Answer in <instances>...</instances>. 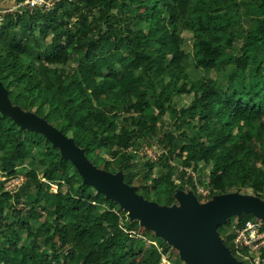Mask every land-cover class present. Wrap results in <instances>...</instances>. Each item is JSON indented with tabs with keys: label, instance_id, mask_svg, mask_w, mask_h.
I'll return each instance as SVG.
<instances>
[{
	"label": "trees",
	"instance_id": "trees-1",
	"mask_svg": "<svg viewBox=\"0 0 264 264\" xmlns=\"http://www.w3.org/2000/svg\"><path fill=\"white\" fill-rule=\"evenodd\" d=\"M7 4L0 0V9ZM1 18L0 80L13 105L46 118L94 165L116 161L111 173L122 172L137 194L172 206L173 196L134 185L138 150L157 142L158 166L144 175L157 186L170 181L172 195L197 191L191 170L209 173L199 185L210 199L200 203L234 192L264 201V0H60L48 12ZM9 118L0 111V264L184 262L152 230L140 234V222L114 200L93 187L85 194L60 148L35 131L33 141ZM166 118L194 134L162 131ZM61 167L66 180L52 192ZM19 174L25 181L11 195L2 177ZM233 217L239 228L264 220L243 213L219 227L246 264L234 249Z\"/></svg>",
	"mask_w": 264,
	"mask_h": 264
},
{
	"label": "water",
	"instance_id": "water-1",
	"mask_svg": "<svg viewBox=\"0 0 264 264\" xmlns=\"http://www.w3.org/2000/svg\"><path fill=\"white\" fill-rule=\"evenodd\" d=\"M0 111L13 119L23 130L43 134L61 150L84 178L107 198L120 203L131 220L152 230L176 248L186 264H244L237 260L218 237V228L231 216L251 213L264 220V201L238 192L222 194L208 203H200L194 192L178 190L179 205H160L137 194L136 187L124 182L122 172L113 174L99 169L86 156L73 138L68 137L35 113L25 112L13 105L8 89L0 80Z\"/></svg>",
	"mask_w": 264,
	"mask_h": 264
},
{
	"label": "rangeland",
	"instance_id": "rangeland-1",
	"mask_svg": "<svg viewBox=\"0 0 264 264\" xmlns=\"http://www.w3.org/2000/svg\"><path fill=\"white\" fill-rule=\"evenodd\" d=\"M13 0H5V2L7 3H10L12 2ZM2 18L0 17V20ZM135 28H137V26H135ZM237 48L239 46H241V43H237L236 44ZM135 94L137 96H139V93L138 92H135ZM10 119V118H9ZM96 120H99V121H103L105 124L107 122V116L106 115H99L98 117H96ZM163 124V129L162 131H169L170 129H173L174 132H175V135L179 136L181 134H186L188 137L192 136L194 133H193V130L191 128H188L185 127V126H182V125H175L174 123V120L172 121H169L168 118L164 119V121L161 123V125ZM97 130V128H95ZM26 132V136L30 139H32L33 141H37V137L33 136L34 134L32 132L34 131H25ZM111 133H113L111 131ZM40 134V133H39ZM71 134V133H70ZM39 137H43V134H40ZM159 151V148H158V144L157 142L156 143H153L152 146H149L147 143L144 144L139 150H138V156H139V159L137 161V167L135 169V186H137V188H139L141 191L143 190H146V188H149L150 190L152 191H156V192H159L161 194V196L166 199L168 196H173V205H179V202L177 200V197H176V194L172 195L171 194V188H172V184L170 181L168 180H165L161 185H155L153 184V180L152 179H147L144 175V173L146 171H148L149 169H154L158 166V162H159V156L162 152H158ZM185 153V149L182 151ZM90 161L94 164V160L92 158H90ZM66 164H68L67 160H65ZM32 165V164H31ZM30 163L29 165L27 166L28 168L31 167ZM97 166L99 169H102V170H105V171H108V172H116L118 171V164L116 163V161H110V160H104L103 159H100L99 162L95 165ZM189 174H191L192 177L196 178V181L198 182V189L197 191H194V194L201 200H209L210 199V196H209V190L205 187V186H202V185H199V180L200 179H204L206 178V180H208V177H209V173L207 174H203L201 176L198 175L197 172H192L191 170L188 171ZM74 171L72 170L71 171V174L73 175ZM19 177L21 176V178H23V180L25 181V177L23 174H19L18 175ZM52 176H63V169L62 167L59 169L58 172L54 171L52 173ZM175 179H178V176L175 175L174 177ZM2 179L4 180L5 182V179H8V178H3ZM187 180V177L185 178ZM21 180V179H20ZM66 180V177L63 176L60 180L59 183H55V184H52V192H57L58 189H59V184L61 183H64V181ZM23 181V182H24ZM69 182L71 184H73L74 182V178H71L69 180ZM178 181H176L177 183ZM92 186L89 185V184H86L85 186V194L90 190ZM187 190L188 191H192V189L187 186ZM116 210H119L120 212L121 211H124V209L122 208V206L120 205V203H116V206H115ZM127 215H129V213L127 212ZM238 217H233L232 219V225H231V229L232 230H237L239 227H238ZM48 220V221H47ZM45 221H47L48 225L47 227H52L53 226V223L51 221V219H46ZM2 221H0V231H2L3 229V226H2ZM146 229V226H141V229H140V234H142L144 232V230ZM218 237L220 238V240L224 241V234H220V231H219V228H218ZM158 238H161V237H158ZM163 240V242H166L168 244V242L161 238ZM144 240L146 241V247H149L152 243H155L157 244L158 246L159 245V242L157 240H153V241H150V240H147L144 238ZM54 242H57L58 243V237H55L54 239ZM178 254L176 251H174L173 255H172V258L174 260H177V255ZM247 259V258H246ZM249 261L246 262V264H257L254 260H250V259H247ZM167 261H169L167 259ZM169 263L171 264V262L169 261ZM178 264H184V262H179ZM258 264H262V261H260Z\"/></svg>",
	"mask_w": 264,
	"mask_h": 264
},
{
	"label": "built area",
	"instance_id": "built-area-1",
	"mask_svg": "<svg viewBox=\"0 0 264 264\" xmlns=\"http://www.w3.org/2000/svg\"><path fill=\"white\" fill-rule=\"evenodd\" d=\"M59 1L60 0H25L23 2H15L3 9H0V17L2 14L22 12L24 9L31 10L32 12L41 9L48 12ZM23 181V178L18 175L5 179V191L12 195L23 185ZM233 244L238 255L254 260L258 264L261 261L260 253L264 248V225L258 221L248 220L244 226L236 230V236L233 240ZM244 251L248 252V254H244ZM161 264L170 263L167 261V258L163 256Z\"/></svg>",
	"mask_w": 264,
	"mask_h": 264
},
{
	"label": "crops",
	"instance_id": "crops-1",
	"mask_svg": "<svg viewBox=\"0 0 264 264\" xmlns=\"http://www.w3.org/2000/svg\"><path fill=\"white\" fill-rule=\"evenodd\" d=\"M15 1H16V0H13L12 2H10V4H13V3H15ZM7 5H9V4H7ZM239 47H240V46H239Z\"/></svg>",
	"mask_w": 264,
	"mask_h": 264
}]
</instances>
